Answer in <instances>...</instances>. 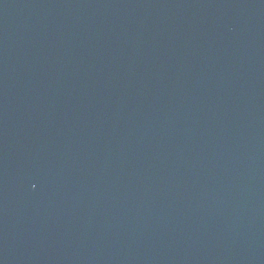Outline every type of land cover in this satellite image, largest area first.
I'll return each mask as SVG.
<instances>
[{"label":"water","instance_id":"95a60500","mask_svg":"<svg viewBox=\"0 0 264 264\" xmlns=\"http://www.w3.org/2000/svg\"><path fill=\"white\" fill-rule=\"evenodd\" d=\"M0 264H264V0H0Z\"/></svg>","mask_w":264,"mask_h":264}]
</instances>
